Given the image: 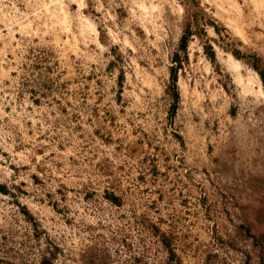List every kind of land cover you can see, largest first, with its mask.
<instances>
[{"label":"rangeland","instance_id":"obj_1","mask_svg":"<svg viewBox=\"0 0 264 264\" xmlns=\"http://www.w3.org/2000/svg\"><path fill=\"white\" fill-rule=\"evenodd\" d=\"M0 185V264H264V0H0Z\"/></svg>","mask_w":264,"mask_h":264},{"label":"trees","instance_id":"obj_2","mask_svg":"<svg viewBox=\"0 0 264 264\" xmlns=\"http://www.w3.org/2000/svg\"><path fill=\"white\" fill-rule=\"evenodd\" d=\"M197 20H198L197 15H192L191 20L188 19L186 21V23L183 27L182 35H181L180 40H179L178 52L174 54V57L172 59L173 65L169 68V85L167 88H169L170 92H172L170 95L172 96L174 103H176L179 99L178 92H177V86H176L178 69L181 68L182 59L184 60L186 58L187 47H188L190 37L193 34H198V33H196V30H195V32L192 31V26L194 28H197V26H196V24L198 22ZM200 30H202V29H200ZM204 52L212 61L215 60L214 59V51L209 44L204 46ZM233 55L235 57H239V53L237 51H235V53H233ZM46 69L50 70L49 67H47ZM48 83L42 82V84H40V87L44 90L43 93H41V95L44 97L47 96L46 92L50 89V84H48ZM31 92L37 93L36 91H31ZM44 97H42V98H44ZM40 102H41V98L33 99V103H35V104H39ZM0 192H2L3 194L8 193L5 186H3V185H0ZM40 264H52V261L49 258L43 257Z\"/></svg>","mask_w":264,"mask_h":264}]
</instances>
